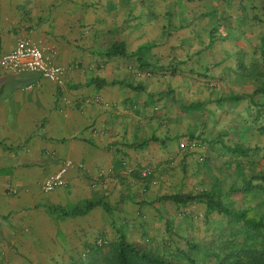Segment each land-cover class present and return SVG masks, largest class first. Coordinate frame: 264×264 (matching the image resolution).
<instances>
[{"label": "rangeland", "instance_id": "1", "mask_svg": "<svg viewBox=\"0 0 264 264\" xmlns=\"http://www.w3.org/2000/svg\"><path fill=\"white\" fill-rule=\"evenodd\" d=\"M19 5L2 12L8 33L36 36L30 30L40 33L42 23L60 33L55 41L69 35L79 53L69 68L79 69L85 80L97 75L121 81L100 89L105 96L91 91L72 99L73 83L66 77L63 86H54L65 100L63 117L70 110L84 116L98 105L121 129L116 142L100 148L108 152L106 159L5 160L8 167L25 164L36 171L28 181L8 176L0 159V194H42L41 202L21 212L0 214V264H83L91 248L120 234L180 264H218L231 236L227 219L204 202L177 205L156 198L209 192L231 209L264 216V189H242L248 180L264 187V94L255 92L263 81L264 0ZM121 41L127 56L106 57ZM136 56L155 68L141 69ZM94 123L88 125L92 131ZM59 169L62 182L44 189ZM121 194L133 197L110 214L94 207L84 216L50 218L41 207L69 208L82 198L102 196L115 203Z\"/></svg>", "mask_w": 264, "mask_h": 264}, {"label": "crops", "instance_id": "2", "mask_svg": "<svg viewBox=\"0 0 264 264\" xmlns=\"http://www.w3.org/2000/svg\"><path fill=\"white\" fill-rule=\"evenodd\" d=\"M29 2L31 0H0V56L14 46L19 36L25 35L39 44L50 60L63 68L71 67L75 62V56L79 57V53L73 48V41L69 35L62 34L66 37L57 38L55 41L60 33L47 30L42 23L38 27L40 33L30 30L36 35H33L34 37L28 33L13 35L7 32V28L3 29L5 26L2 12L7 5H23ZM21 5L19 8L22 7ZM54 29L58 30L56 25ZM67 71V80L73 83L70 87L72 99L81 97V94H90L91 91L92 94H96L97 91L98 95L105 96V93L99 90L108 86L97 89L94 85L87 84L91 77L99 76L93 75L85 80L86 77L81 75L79 69L72 67ZM28 85H31V89H20ZM54 86L37 73L13 74L2 72L0 68V159H3L6 174L12 176L16 182L28 181L34 170L25 164L8 167L11 162H6V159L8 161L49 159V157L106 159L108 152L100 148H106L118 138L115 133L121 129V126L119 125L120 129L118 126L115 129L112 120L109 116L101 114L102 109L98 105L86 111L84 116L79 115L75 110H70L68 116L63 117L66 112L65 100L59 97L60 93L54 90ZM93 120L95 123L92 131L88 125ZM72 133L79 135L74 138L70 135ZM69 135L70 138L67 139ZM41 195L38 196L37 193L34 194L29 190L21 191L14 196L0 194V214L6 215L10 211L21 212L29 205L41 202ZM41 207L43 208V204Z\"/></svg>", "mask_w": 264, "mask_h": 264}, {"label": "trees", "instance_id": "3", "mask_svg": "<svg viewBox=\"0 0 264 264\" xmlns=\"http://www.w3.org/2000/svg\"><path fill=\"white\" fill-rule=\"evenodd\" d=\"M105 56L108 58L127 56L125 44L122 41L113 43L106 50ZM136 62L141 69L155 68L154 65L145 62L140 56H136ZM262 76L263 81L255 89V92L264 94V70ZM87 84L100 89L103 86L121 85V81H108L102 77H91ZM238 98L239 96H234L232 100ZM256 188L264 189V187L251 184L249 180L242 187L243 190L247 191ZM132 197L130 194H121L115 203H112L107 196L88 197L71 204L69 208L55 204H43V210L46 215L52 218L84 216L94 207H101L110 214L117 209L121 201L132 199ZM156 200L171 201L177 205H185L194 201L204 202L207 209L216 211L227 219L229 225L232 226V231L230 239L218 259V264H264V216L251 217L243 210L231 209L209 192L197 195L190 193L165 194L157 197ZM90 253L88 260L84 261L83 264H180L176 260L148 251L140 244L128 240L124 234H120L117 239L108 242L106 245L94 246Z\"/></svg>", "mask_w": 264, "mask_h": 264}, {"label": "built area", "instance_id": "4", "mask_svg": "<svg viewBox=\"0 0 264 264\" xmlns=\"http://www.w3.org/2000/svg\"><path fill=\"white\" fill-rule=\"evenodd\" d=\"M0 68L13 74L37 73L57 87L66 82V73L45 54L43 48L28 36H19L14 46L0 56ZM185 148V141L180 142ZM64 169H59L53 177L45 181L44 189L52 190L62 182Z\"/></svg>", "mask_w": 264, "mask_h": 264}]
</instances>
